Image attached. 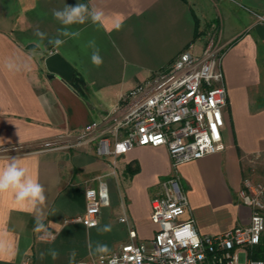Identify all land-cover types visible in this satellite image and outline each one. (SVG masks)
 <instances>
[{
  "label": "crops",
  "instance_id": "1",
  "mask_svg": "<svg viewBox=\"0 0 264 264\" xmlns=\"http://www.w3.org/2000/svg\"><path fill=\"white\" fill-rule=\"evenodd\" d=\"M78 3L101 11L103 22L66 26L54 18L53 9ZM260 18L264 0H0V169L15 157L45 194L33 205L18 202L13 189L0 192V264H94L130 241L129 228L136 229L137 241L151 240L157 230L152 201L175 175L188 197L183 219H193L201 235L249 225L251 208L240 199L244 180L264 184ZM37 29L46 38L36 36ZM213 29L224 45L228 92L218 153L175 170L165 147L135 148L116 168L93 149L53 148L115 111L137 84L181 53L201 54ZM57 38L64 43H50ZM97 49L104 59L99 68L90 59ZM53 54L68 63L71 80L48 70ZM99 180L109 186L110 205L102 208L98 226L88 228L77 218L86 208V190ZM124 216L128 224L120 222ZM37 219L46 231H33ZM98 245L107 251L97 252Z\"/></svg>",
  "mask_w": 264,
  "mask_h": 264
},
{
  "label": "built area",
  "instance_id": "2",
  "mask_svg": "<svg viewBox=\"0 0 264 264\" xmlns=\"http://www.w3.org/2000/svg\"><path fill=\"white\" fill-rule=\"evenodd\" d=\"M223 57L224 45L213 29L201 54L181 53L166 68L137 84L115 111L85 126L72 139H58L53 148L93 149L97 156L112 159L116 168L119 158L135 148L165 147L175 170L218 153L228 104ZM161 185L162 193L152 201L154 237L137 241L136 229L129 228L130 241L94 264H240L242 252L247 256L245 264H264L250 255L264 235L262 182L247 177L240 192L241 201L252 211L250 224L212 236L201 235L193 219H183L189 203L179 177ZM85 198V211L77 221L94 228L102 208L110 205L108 184L99 180L97 187L86 190ZM120 222L128 224V218Z\"/></svg>",
  "mask_w": 264,
  "mask_h": 264
},
{
  "label": "clouds",
  "instance_id": "3",
  "mask_svg": "<svg viewBox=\"0 0 264 264\" xmlns=\"http://www.w3.org/2000/svg\"><path fill=\"white\" fill-rule=\"evenodd\" d=\"M52 14L56 20L62 25H73V24H85L89 20L92 23H102L103 13L96 9H89L86 4L69 5L63 9H53ZM78 33H74L77 35ZM35 35L40 39L46 38L47 34L39 29L36 30ZM68 35V33H63ZM56 46H60L64 43L63 40L57 38L54 41H50ZM93 47H95L93 45ZM91 63L93 66L99 68L103 65L104 59L100 55L99 50H94L91 55ZM8 189L15 191V197L18 202L28 201L33 205L42 204L45 201L44 187L37 181L32 180L27 175V170L18 165L16 158H10L9 163L3 169H0V192ZM104 231H109L110 227L105 226ZM34 232L40 233L46 231L43 222L37 219L36 225L33 229ZM96 251L103 253L107 251L106 246L98 245ZM53 259L57 257L55 251L51 252ZM75 253H72L70 260L73 259Z\"/></svg>",
  "mask_w": 264,
  "mask_h": 264
},
{
  "label": "water",
  "instance_id": "4",
  "mask_svg": "<svg viewBox=\"0 0 264 264\" xmlns=\"http://www.w3.org/2000/svg\"><path fill=\"white\" fill-rule=\"evenodd\" d=\"M46 66L53 76L57 74L67 80L72 79L73 76L72 69L59 54L50 55L46 59Z\"/></svg>",
  "mask_w": 264,
  "mask_h": 264
},
{
  "label": "trees",
  "instance_id": "5",
  "mask_svg": "<svg viewBox=\"0 0 264 264\" xmlns=\"http://www.w3.org/2000/svg\"><path fill=\"white\" fill-rule=\"evenodd\" d=\"M250 255L254 259L264 261V241L263 239L260 245L250 250Z\"/></svg>",
  "mask_w": 264,
  "mask_h": 264
},
{
  "label": "rangeland",
  "instance_id": "6",
  "mask_svg": "<svg viewBox=\"0 0 264 264\" xmlns=\"http://www.w3.org/2000/svg\"><path fill=\"white\" fill-rule=\"evenodd\" d=\"M120 191H121V189H120ZM262 239L264 241V235H263ZM246 260H247V256H246V254L244 252H242L241 255H240V264H245Z\"/></svg>",
  "mask_w": 264,
  "mask_h": 264
}]
</instances>
